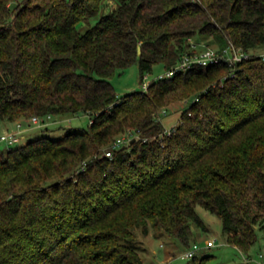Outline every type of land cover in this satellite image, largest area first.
Instances as JSON below:
<instances>
[{
	"label": "trees",
	"instance_id": "1",
	"mask_svg": "<svg viewBox=\"0 0 264 264\" xmlns=\"http://www.w3.org/2000/svg\"><path fill=\"white\" fill-rule=\"evenodd\" d=\"M195 34L218 51L264 47V0H0V120L89 115L0 151V264H142L133 228L186 245L207 229L198 205L227 243L255 242L264 58L192 63L122 96L109 80L133 63L141 79L167 71L194 53ZM176 90L192 100L166 133L155 115ZM127 128L137 137L105 155Z\"/></svg>",
	"mask_w": 264,
	"mask_h": 264
},
{
	"label": "rangeland",
	"instance_id": "2",
	"mask_svg": "<svg viewBox=\"0 0 264 264\" xmlns=\"http://www.w3.org/2000/svg\"><path fill=\"white\" fill-rule=\"evenodd\" d=\"M97 16L92 17L90 22H94ZM86 23L80 22L77 27L84 30ZM198 43H196V41ZM207 38L200 34L193 35L190 42L194 45V52H200L205 48L216 50L214 42L206 44ZM192 48V47H191ZM264 53V47L248 51V54L260 55ZM248 57V56H247ZM229 63V62H228ZM232 64V63H231ZM164 73L160 66H155L153 71L145 73L143 79L139 76L138 66L136 63L124 69H117L110 77L117 96H122L132 90H143L147 82L159 74ZM192 100L191 96L179 95V91L171 93L166 97L164 104L158 109L155 117L163 123L164 129H171L178 120L179 113ZM32 117V116H31ZM30 118H19L14 120L15 123H21L20 129L15 131H5L4 124L0 121V137L9 133L15 134L17 137L14 142L7 144V141L0 140V151L25 143L29 139L47 135L51 138H58L69 130H79L86 127L89 123V115L86 113L60 114L53 115L46 121L45 125L32 123ZM48 122V123H47ZM112 143L118 138L123 140L121 145H127L130 140L137 137V134L125 129L123 132L115 133ZM111 143V145H112ZM110 145V147H111ZM109 147V148H110ZM107 149L104 150V153ZM202 220L207 229H192L191 239L185 245L178 242L165 234L156 233L152 229L147 234L142 233L139 227L133 228L135 235V243L137 245V253L142 258V264H194L192 257H181V255L192 249L193 244L198 248L195 250V258L208 255L203 264H264V230L256 228V240L248 249L240 250L236 246L226 242V237L222 231L220 219L209 211L204 210L201 206H197ZM213 240V246L207 247V243ZM197 262V260H196Z\"/></svg>",
	"mask_w": 264,
	"mask_h": 264
},
{
	"label": "built area",
	"instance_id": "3",
	"mask_svg": "<svg viewBox=\"0 0 264 264\" xmlns=\"http://www.w3.org/2000/svg\"><path fill=\"white\" fill-rule=\"evenodd\" d=\"M248 55H249L248 52L243 51L240 47L234 46L231 42H229L228 45L223 49H221L220 51H218L217 49L214 50L212 48L207 47L198 53L194 52L192 55H187V54L183 55L180 61H178L174 66H172L164 73L159 74V77L172 76L176 72L189 67L192 63H196L203 66L214 64L217 63L218 61H227L229 63L230 62L234 63L236 61L241 60L242 58L247 57ZM260 55L262 56V58H264V53ZM143 85L145 86L146 82H143ZM49 118H50V114H47L46 116H42V117L32 116L30 121L32 123L43 125L46 124L45 122ZM169 131L170 129L165 130L166 133H169ZM16 138L17 137L15 136V134L9 133L6 136H1L0 140L3 139L7 141V144H11L16 140ZM121 142H123V140L119 138L115 140L112 143L111 147L105 151V155L110 156L112 149L119 147L121 145ZM207 245L208 246L213 245V240L211 242H208ZM196 248L198 247L193 246L191 250H188L187 252L183 253L181 257H192Z\"/></svg>",
	"mask_w": 264,
	"mask_h": 264
},
{
	"label": "crops",
	"instance_id": "4",
	"mask_svg": "<svg viewBox=\"0 0 264 264\" xmlns=\"http://www.w3.org/2000/svg\"><path fill=\"white\" fill-rule=\"evenodd\" d=\"M4 124L5 131H15L20 129L21 123H15L14 121L0 120ZM248 264V261H247Z\"/></svg>",
	"mask_w": 264,
	"mask_h": 264
},
{
	"label": "water",
	"instance_id": "5",
	"mask_svg": "<svg viewBox=\"0 0 264 264\" xmlns=\"http://www.w3.org/2000/svg\"><path fill=\"white\" fill-rule=\"evenodd\" d=\"M139 50V49H138Z\"/></svg>",
	"mask_w": 264,
	"mask_h": 264
}]
</instances>
